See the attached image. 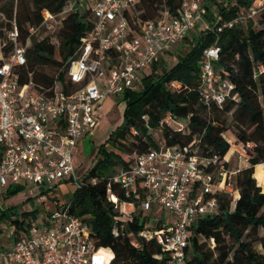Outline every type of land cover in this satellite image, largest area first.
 Here are the masks:
<instances>
[{
    "label": "built area",
    "instance_id": "2783aa9c",
    "mask_svg": "<svg viewBox=\"0 0 264 264\" xmlns=\"http://www.w3.org/2000/svg\"><path fill=\"white\" fill-rule=\"evenodd\" d=\"M138 1L69 0L67 11L82 5L94 24L66 62L70 82L66 88L32 80L21 83L18 70L27 63V47L19 40L16 24L0 33V192L12 184L44 185L48 195L43 194L42 201H53L42 225L31 221L22 238L0 248V264H112L114 253L109 256L107 248L97 245L91 225L71 212V200L51 197L53 183L71 179L81 186L74 151L97 126L106 99L137 89L141 74L208 14L205 0H184L180 16L165 10L158 19L139 21L137 29L127 11ZM263 7L264 0H254L246 12L219 20L217 31L254 18ZM64 13L44 8L42 23L29 28L30 36L43 30L59 47ZM219 52L217 44L204 50L201 82L208 106L238 100L232 81H216L214 62ZM192 144L152 148L115 175L130 199L121 200L108 191L114 207L125 216L137 204L144 211H164L167 224L143 234L154 236L169 251L170 264H187L192 225L217 210L218 195H239L234 177L240 169L228 167L218 154L199 153Z\"/></svg>",
    "mask_w": 264,
    "mask_h": 264
},
{
    "label": "trees",
    "instance_id": "16d2710c",
    "mask_svg": "<svg viewBox=\"0 0 264 264\" xmlns=\"http://www.w3.org/2000/svg\"><path fill=\"white\" fill-rule=\"evenodd\" d=\"M183 1L139 0L143 11H134L136 3L127 11V17L139 29V21L158 19L165 10L180 16ZM253 1H214L217 12L213 14L214 6L205 0L207 15L213 14L208 27L194 37L188 33L174 45L185 43L188 49L178 55L174 48L167 50L160 61L153 63L150 73L141 76L137 89L117 96L119 102H126L124 120L101 143L94 163L70 199L71 212L91 225L97 245L107 248L109 256L114 253L112 264H170L169 251L154 236L143 234L167 224L164 211H144L137 204L136 210L125 216L108 196L111 190L121 200L130 199L114 176L131 168L139 154L152 148H182L191 143L201 154H218L231 168L232 140L224 136L230 129H234L242 148L248 151L249 165L234 177L239 195L219 194L217 210L192 225L187 264H264V253L244 239L253 236L264 249V191L257 183H264V7L254 18L217 31L219 20L246 12ZM68 3L69 0H0V13L4 15L0 18V33L4 35L16 24L19 40L27 47V63L18 70L21 83L32 80L45 87L63 88L70 83L66 62L75 54L94 19L88 10L67 11ZM44 8L55 14L69 12L59 30V47L48 37L39 40L30 36L29 28L42 23ZM215 44L220 46L219 58L214 62L216 81H232L238 100L231 98L222 105L212 102L208 106L203 97L201 70L204 50ZM169 56L175 58L173 63L168 61ZM48 66H57L58 74L45 72L43 69ZM172 122L181 126L176 128ZM24 187L12 184L6 189L7 195ZM37 210H20L15 205L0 211V224L14 227L13 242L9 246L0 244V248H8L23 237L31 224L26 218L35 217ZM154 215H158L155 220ZM208 239L212 244L207 245Z\"/></svg>",
    "mask_w": 264,
    "mask_h": 264
},
{
    "label": "rangeland",
    "instance_id": "374dc122",
    "mask_svg": "<svg viewBox=\"0 0 264 264\" xmlns=\"http://www.w3.org/2000/svg\"><path fill=\"white\" fill-rule=\"evenodd\" d=\"M207 1L210 2L211 6H214L213 7L214 10L212 12L213 14H215L217 12V8H215V5L217 6V4L214 3V1H218V0H207ZM139 4L140 2H137L136 7L134 8V11L137 13L143 11V8ZM80 10L81 12H84V7H82ZM68 13L69 12H65L64 14L67 15ZM213 14L210 13L209 15H207L205 17V21L210 22L213 19ZM200 23L201 22H198L196 27L190 32V37L197 36L201 32V30L203 29V25L201 27ZM254 25L255 27H259V25L255 22ZM34 36L42 39V37H45L46 34L43 30H39ZM173 48L175 50V54L178 55V53L188 49V45L184 43L179 46L178 45L174 46ZM167 59L170 63H173L175 61V58L170 56L167 57ZM43 70L48 74L54 76L57 75L59 72V68L57 66L44 67ZM150 71H151V67L148 68L146 71H144L141 74V76L150 73ZM110 100L115 102H113L112 105L109 102L105 107V109L101 112L97 128L93 132H90L89 135L82 138L81 146L77 147V150L74 155L77 178H82L87 173V171L92 166L95 158L98 155V151L101 143H103L109 137L111 132L115 128H117L124 120V110L126 107V102L124 101L119 102L117 96H111ZM122 103L123 105L121 107ZM228 123L229 125L232 124L231 118L229 119ZM172 125L176 128L181 126L180 124L173 122ZM224 136L226 139L232 140L233 147H232V153L230 154V165L233 168H237V169H243L244 167L248 166L249 153L248 151H245L242 148L241 142L237 140L234 134V129H230L229 131L225 132ZM257 183L262 186V189L264 191V183L260 182L259 180H257ZM53 186L55 187L50 192V195L51 197L54 196L58 197L60 202H68L77 189L76 181H73L71 179H68L63 182L53 183ZM47 188L48 186H44V185L28 184L23 189L10 196L7 195L5 189L3 192H0V211L15 205H19L20 210H32L37 208L38 210L36 216L35 217L28 216L26 218V222L29 223V221L30 222L36 221L37 224L42 225L44 223L45 214L47 212V209L49 208V205L45 204V202L42 201L41 196L43 194H47L43 192L47 190ZM160 211L161 210L159 209L158 212L160 213ZM157 216L158 215L156 216L154 215L153 220H155ZM0 229H1L0 244L3 246L11 245V243L13 242L12 239L14 235H12V233L14 227L10 226L9 223H2L0 224ZM191 231L192 230H190V232ZM259 232L260 234H262L263 230L261 229ZM244 239L250 241L255 250L264 253V249L262 245L258 241L254 240L253 236L252 237L247 236ZM206 243L207 245L212 244L211 240L209 239L206 241ZM230 243L233 244L232 241H230Z\"/></svg>",
    "mask_w": 264,
    "mask_h": 264
},
{
    "label": "crops",
    "instance_id": "0c3cea01",
    "mask_svg": "<svg viewBox=\"0 0 264 264\" xmlns=\"http://www.w3.org/2000/svg\"><path fill=\"white\" fill-rule=\"evenodd\" d=\"M81 7H80V9L83 7L82 5H80ZM210 14V13H209ZM207 16V15H206ZM205 16V17H206ZM201 23H200V25H201V27H202V25H203V27H205L206 25H208L210 22H206L205 21V18L202 20V21H200ZM196 27V26H195ZM110 98L111 97H108L107 99H106V103H105V107L107 106V104L110 102L111 103V105L113 104V102H115V101H112V100H110ZM118 98V97H117ZM119 99V98H118ZM122 105H123V103L121 104V107H122ZM99 123V122H98ZM98 125V124H97ZM97 128V126L92 130V132L95 130ZM89 135V134H88ZM84 138V137H83ZM82 139V138H81ZM81 139H80V141H79V143H78V146L77 147H80L81 146V144H82V141H81ZM76 150H77V148H76ZM76 150L74 151V155H75V152H76ZM74 161H75V158H74ZM52 203H53V201L52 200H50L49 199V201H46L45 202V204H47V205H49V208L52 206Z\"/></svg>",
    "mask_w": 264,
    "mask_h": 264
}]
</instances>
